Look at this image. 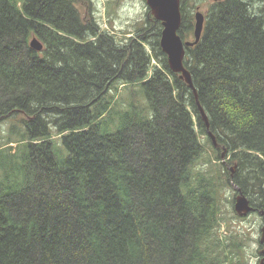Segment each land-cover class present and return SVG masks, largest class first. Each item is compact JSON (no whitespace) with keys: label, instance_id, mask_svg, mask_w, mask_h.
<instances>
[{"label":"trees","instance_id":"16d2710c","mask_svg":"<svg viewBox=\"0 0 264 264\" xmlns=\"http://www.w3.org/2000/svg\"><path fill=\"white\" fill-rule=\"evenodd\" d=\"M146 9L118 40L93 0H0V122L16 121L0 146V264L235 263L221 190L264 209V8L211 9L185 47L193 88ZM181 26L187 41L194 22ZM220 161L218 178L202 167Z\"/></svg>","mask_w":264,"mask_h":264},{"label":"rangeland","instance_id":"374dc122","mask_svg":"<svg viewBox=\"0 0 264 264\" xmlns=\"http://www.w3.org/2000/svg\"><path fill=\"white\" fill-rule=\"evenodd\" d=\"M93 2L95 3L97 9L96 16L102 29L115 34L118 40L131 37L135 29L143 23L147 12L146 2L144 3L142 0H93ZM187 2L190 4V10L193 12L196 11L197 6H199L202 12L208 10V8L212 6L207 0H188ZM244 2L248 3L247 0H244ZM251 4L257 6L260 2L258 0H253ZM153 64L158 65L156 60H153ZM124 94L121 87L118 92V97L123 98ZM15 122L16 121L13 119L0 122L1 147H7L4 141L7 140L10 134V127L12 123ZM204 126L206 127L205 123ZM20 127L22 128V125H20ZM17 131H19V128H15V133ZM204 143H206V141H204ZM210 148V146H206L205 158L213 160L214 154ZM222 153L225 154L224 152ZM216 163L217 164H215V162L212 164L209 163L207 165H202V167L207 166L211 174H213L215 178H218L216 171L218 170V165L222 164V161ZM235 196L236 193L233 187L223 188L221 190L220 210L222 225L219 235L222 242L229 245L228 250L231 252L230 256L235 260L234 264H256V249L259 246L257 242V238H259L258 226L261 224V221L255 216H251L248 219L240 218L234 210L233 200ZM263 229L264 225L261 229V236L264 235Z\"/></svg>","mask_w":264,"mask_h":264},{"label":"water","instance_id":"95a60500","mask_svg":"<svg viewBox=\"0 0 264 264\" xmlns=\"http://www.w3.org/2000/svg\"><path fill=\"white\" fill-rule=\"evenodd\" d=\"M222 2L224 0H214ZM147 8L151 11L154 18L162 23L163 31L161 37V48L167 56V62L170 70L173 73L180 74L190 88H193L191 74L184 65L186 56L185 47H193L202 39L205 18L201 12L196 13V24L194 30V41L184 42L180 35L179 30L181 27V4L180 0H146ZM31 47L36 51L43 50V44L39 39L34 38L30 42ZM202 120L206 125L208 137L211 139L214 147H217V141L214 135L209 131V122L203 108L200 107ZM232 172L235 171L236 166H229ZM234 190L237 193L235 197L234 210L240 217H247L255 208L251 205L250 198L244 192L234 185ZM264 214V212H263ZM264 231V229H263ZM261 243H264V235ZM259 264H264V258Z\"/></svg>","mask_w":264,"mask_h":264},{"label":"flooded vegetation","instance_id":"af4514ba","mask_svg":"<svg viewBox=\"0 0 264 264\" xmlns=\"http://www.w3.org/2000/svg\"><path fill=\"white\" fill-rule=\"evenodd\" d=\"M187 1L188 0H180V4H181V9L180 10H181V19H182V22H186L189 25L191 23V21H193L194 22V27H195V23H196V13L201 12L204 15V18H205V24H204V29H205V25H206V22H207V18H208V16L211 13V9L216 4H218V3L222 4V3L228 2L230 0H224L222 2H215L214 0H207V2L209 4H212V6H211V8H208V10H206L204 12L200 11L199 6L196 7V11L195 12L191 11L190 10V4H188ZM240 1H242L244 4H246L247 7L250 10H252V11H256V10H258L260 8H264V0H258L260 2V4L257 5V6L251 4V1H253V0H247L248 3H245L244 0H240ZM189 14H192L193 15L192 17H195L194 20L188 19ZM182 30H187V27L182 28ZM188 37L189 38H187V39H190L191 40L192 37H194V34H192V35L190 34ZM251 205L255 207V211L252 212L251 215H249L245 219H248L251 216H255V217L259 218V220L261 221V224L258 226L259 238H257V242L259 243V246L256 249V261H257L256 264H259L260 261L264 258V243H261V240H262V237H263V236H261V229H262V226L264 225V214H263L264 209L258 208L257 206L254 205L253 202L251 203Z\"/></svg>","mask_w":264,"mask_h":264},{"label":"clouds","instance_id":"9594fccd","mask_svg":"<svg viewBox=\"0 0 264 264\" xmlns=\"http://www.w3.org/2000/svg\"><path fill=\"white\" fill-rule=\"evenodd\" d=\"M260 9H263V8H260ZM181 28V27H180ZM201 115V114H200ZM201 118H202V116H201ZM207 131V130H206ZM207 136H208V134H207ZM209 138V137H208ZM210 139V138H209ZM211 140V139H210ZM212 142V141H211ZM223 161H225L224 159H223ZM226 162V161H225ZM227 164V163H226ZM228 166V168H229V166L230 165H227ZM229 170H230V168H229ZM235 185V184H234ZM234 185H233V189H234ZM235 191V190H234ZM236 193V192H235ZM236 195H237V193H236ZM250 201H251V199H250ZM251 203H252V201H251Z\"/></svg>","mask_w":264,"mask_h":264},{"label":"bare ground","instance_id":"6f19581e","mask_svg":"<svg viewBox=\"0 0 264 264\" xmlns=\"http://www.w3.org/2000/svg\"><path fill=\"white\" fill-rule=\"evenodd\" d=\"M188 48V47H187ZM162 49V48H161ZM209 122V121H208ZM209 127H210V124H209ZM210 129V128H209ZM210 131V130H209ZM211 132V131H210ZM212 133V132H211ZM215 137V136H214ZM216 139V138H215ZM219 146V145H218ZM223 151L225 152V149H223ZM226 153V152H225Z\"/></svg>","mask_w":264,"mask_h":264}]
</instances>
